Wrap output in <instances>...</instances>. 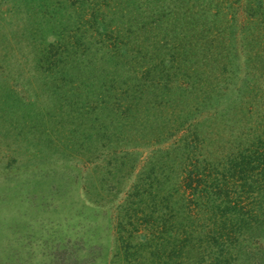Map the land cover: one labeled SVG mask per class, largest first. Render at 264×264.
Wrapping results in <instances>:
<instances>
[{
	"label": "trees",
	"instance_id": "16d2710c",
	"mask_svg": "<svg viewBox=\"0 0 264 264\" xmlns=\"http://www.w3.org/2000/svg\"><path fill=\"white\" fill-rule=\"evenodd\" d=\"M27 5L34 44L23 49L33 51L48 107L24 98L19 132L40 139L75 127L72 140L95 160L129 135L166 142L182 133L154 153L125 201V225L146 235L141 244L127 237L120 264H264V0ZM43 28H54V41ZM12 39L0 36L1 63L22 43Z\"/></svg>",
	"mask_w": 264,
	"mask_h": 264
},
{
	"label": "rangeland",
	"instance_id": "374dc122",
	"mask_svg": "<svg viewBox=\"0 0 264 264\" xmlns=\"http://www.w3.org/2000/svg\"><path fill=\"white\" fill-rule=\"evenodd\" d=\"M28 1L0 0V36L7 42L18 31L12 40L22 42L9 48L10 56L2 63L0 59V264H120L127 237L133 234L137 244L144 240V230L134 232L122 220L125 201L154 153L178 141L182 133L166 142L146 133L129 135L125 143L98 151L95 160V153L83 149L84 142L80 146L81 137L72 140L75 127L40 139L30 127L19 132L17 124L28 120L22 118L27 115L24 98L30 103L36 99L35 105L42 109L48 107L47 89L41 91L40 77L31 65L33 51L23 49L24 44H34L23 28L33 18ZM53 34L54 28L52 32L43 28L40 35H46L49 43ZM238 61L241 66L242 59ZM244 72L242 67L238 81ZM203 116L199 121H206ZM261 230L264 224L256 229V235L264 238ZM256 242L264 245L262 240ZM253 250L257 251L256 245ZM130 259L136 262L134 256Z\"/></svg>",
	"mask_w": 264,
	"mask_h": 264
}]
</instances>
